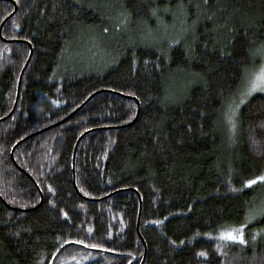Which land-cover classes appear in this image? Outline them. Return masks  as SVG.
I'll return each mask as SVG.
<instances>
[{
    "label": "trees",
    "instance_id": "trees-1",
    "mask_svg": "<svg viewBox=\"0 0 264 264\" xmlns=\"http://www.w3.org/2000/svg\"><path fill=\"white\" fill-rule=\"evenodd\" d=\"M14 6L0 36V264H51L67 243L52 264H141L145 249L143 264H264V215L247 222L264 182L246 186L264 175V94L225 121L262 61L264 0H0V25ZM240 224L243 243L220 237Z\"/></svg>",
    "mask_w": 264,
    "mask_h": 264
},
{
    "label": "snow or ice",
    "instance_id": "snow-or-ice-1",
    "mask_svg": "<svg viewBox=\"0 0 264 264\" xmlns=\"http://www.w3.org/2000/svg\"><path fill=\"white\" fill-rule=\"evenodd\" d=\"M264 92V65H262L257 72L253 75L250 86L247 90L246 96H251L254 92ZM241 103H244V100H241ZM258 181L264 182V175L256 177L254 180H248L246 182V186H251ZM245 228V224H240L239 226H230L225 227L220 230V237L222 239L237 241L239 240L241 243L243 240V229ZM91 231V230H89ZM77 243H83L82 241H78ZM92 247H96V245H91ZM199 255L203 256L205 253L201 252Z\"/></svg>",
    "mask_w": 264,
    "mask_h": 264
},
{
    "label": "water",
    "instance_id": "water-1",
    "mask_svg": "<svg viewBox=\"0 0 264 264\" xmlns=\"http://www.w3.org/2000/svg\"><path fill=\"white\" fill-rule=\"evenodd\" d=\"M15 11H16V7H15V9H14V11L7 17V18H5V20L2 22V24L0 25V36H1V28H2V25L4 24V22L7 20V19H9L14 13H15ZM32 48L30 47V51H29V55H28V58H27V60H26V62H25V64H24V66H23V68H22V70L20 71V74H19V77H18V84H17V92L20 90V85H21V79H22V76H23V73H24V71H25V69H26V67H27V65H28V63L30 62V59H31V57H32ZM95 94H97V92H95L94 94H92V95H90L87 99H86V101L81 105V106H79V108H77L74 112H72L69 116H68V118H70L77 110H79L91 97H93ZM127 98H130V99H134V100H136L134 97H127ZM15 104H16V102H15ZM14 108H15V106L13 107V110H14ZM139 111H140V107H139V103L137 102V112H136V114H135V117H134V119L128 124V125H130L131 123H133L134 121H135V119H136V117L138 116V113H139ZM11 114V113H10ZM9 114V115H10ZM8 115V116H9ZM65 121V120H64ZM42 130H40V131H38V132H36V133H40ZM36 133H34V134H36ZM86 134V133H85ZM85 134H82L79 138H78V140H77V142H76V144H75V146H74V153H73V157H72V171H74V156H75V151H76V149H77V146H78V143H79V141L82 139V137L85 135ZM30 136H27V137H25V138H23V139H21V140H19L14 146H13V148L11 149V159H12V161H14V159H13V153H14V150H15V148L20 144V143H22L23 141H25L26 139H28ZM73 185H74V187L76 188V185H75V177H74V175H73ZM76 190H77V188H76ZM40 192V191H39ZM77 192H78V190H77ZM40 196H41V193H40ZM138 197H139V211H138V222H139V217H140V208H141V199H140V196L138 195ZM82 198L83 199H85V200H88V201H96L95 199H89V198H86V197H83L82 196ZM20 210V209H19ZM138 222H137V225H138ZM137 230H138V226H137ZM72 243H67V244H64L62 247H60L59 248V250L56 252V254L53 256V258H52V261H51V264L53 263V261L56 259V257L59 255V253L63 250V249H65L67 246H69V245H71ZM145 248V247H144ZM92 250H95L96 251V249H92ZM145 256H146V249H145V251H144V256H143V259H142V262H141V264H143V262H144V259H145Z\"/></svg>",
    "mask_w": 264,
    "mask_h": 264
},
{
    "label": "rangeland",
    "instance_id": "rangeland-1",
    "mask_svg": "<svg viewBox=\"0 0 264 264\" xmlns=\"http://www.w3.org/2000/svg\"><path fill=\"white\" fill-rule=\"evenodd\" d=\"M256 56H258L259 58H261V63L258 67H256L255 69L249 71L247 74H246V77L244 79V82H243V87H242V90H240L237 94V97L234 98V100L229 104L227 110H226V116H225V121H226V126L227 128L229 129H232V124H233V120H234V117H235V113H236V107L241 103V100L243 99H246L247 97L249 96H246V93H247V90L250 86V83H251V80L253 78V75L257 72V70L262 66L264 65V54L261 53V52H258L256 54ZM254 93H262L264 94V92H260V91H257V92H254ZM253 93V94H254ZM19 96V95H18ZM15 102V101H14ZM18 102V100H17ZM255 210V209H254ZM252 213H254V211H252ZM264 215V210H262L260 212V214L255 217V218H250L249 220H247L248 222V226L253 224L254 220H258L261 216ZM246 222V223H247ZM246 225V224H245Z\"/></svg>",
    "mask_w": 264,
    "mask_h": 264
},
{
    "label": "bare ground",
    "instance_id": "bare-ground-1",
    "mask_svg": "<svg viewBox=\"0 0 264 264\" xmlns=\"http://www.w3.org/2000/svg\"><path fill=\"white\" fill-rule=\"evenodd\" d=\"M15 7V6H14ZM12 42V41H11ZM18 95H19V91L17 92L16 91V96H15V102H16V104H15V102H14V105H13V107L15 106V108H16V105H17V100H18ZM15 108H14V110H15ZM14 110H13V108H12V110L9 112V113H13L14 112ZM86 133H88V132H86ZM78 140V139H77ZM81 141V140H80ZM79 141V142H80ZM77 142V141H76ZM76 142H75V144H76ZM75 144H74V146H75ZM78 145H79V143H78ZM77 148H78V146H77ZM76 151H77V149H76ZM76 151H75V155H76ZM73 153H74V147H73V152H72V157H73ZM74 159H75V156H74ZM74 243H72L71 245H73Z\"/></svg>",
    "mask_w": 264,
    "mask_h": 264
}]
</instances>
